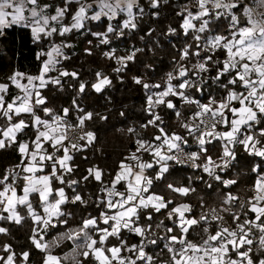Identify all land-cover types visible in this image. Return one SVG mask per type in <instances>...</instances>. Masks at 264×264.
Wrapping results in <instances>:
<instances>
[{"label":"snow or ice","instance_id":"obj_1","mask_svg":"<svg viewBox=\"0 0 264 264\" xmlns=\"http://www.w3.org/2000/svg\"><path fill=\"white\" fill-rule=\"evenodd\" d=\"M166 5L0 0V37L20 28L40 46L36 74L14 70L0 81V151L18 157L0 173V235L11 234L4 225L27 224L31 246L0 243V264H32L33 249L41 264H264V0L177 4L178 24L164 31L178 39L170 41L176 56L163 83L132 77L147 117L126 129L132 147L113 171L92 164L81 172L76 163L97 140L89 122L109 119L80 104L89 83L67 63L77 42L88 56L107 48L102 56L123 82L145 48L117 55L113 40L138 33L140 21L159 18ZM94 76L97 94L113 83ZM69 88L68 106H48L46 91ZM165 112L180 131L170 130ZM148 128L155 131L145 137ZM241 151L252 158L245 197L231 175Z\"/></svg>","mask_w":264,"mask_h":264},{"label":"trees","instance_id":"obj_2","mask_svg":"<svg viewBox=\"0 0 264 264\" xmlns=\"http://www.w3.org/2000/svg\"><path fill=\"white\" fill-rule=\"evenodd\" d=\"M185 0H170L171 6H164L160 12L159 18L146 15L140 21V31L131 37L122 39H114L111 47L117 50V55H125L127 49L133 45L145 48L144 52L138 54L135 63L129 64V69L121 73L123 82L117 79V75L113 72L116 65L102 56V51L107 48L93 47V55L84 54L83 49L88 47L83 39L77 42L75 49L76 55L72 61L67 62L69 70H76L80 73L81 80L89 83V88L83 99L80 100L81 106L86 110L95 111L103 115L109 116L107 121L96 118L89 122V129L96 133L97 140L93 147L87 152L77 156L76 163L79 164V170L84 171L92 164L98 165L105 172L113 171L117 167L118 162L127 154L132 147L131 140L126 132L129 127H137L143 123L147 117L142 111L145 103L144 90L132 82L133 76H140L147 83H163V77L166 72L172 68L173 58L176 51L172 47V42L177 41V37H168L164 35V31L171 24L176 27L179 18L174 15L176 5L183 3ZM140 3L148 7V0H140ZM148 29H153L152 36H146ZM100 30V29H94ZM144 35L142 41L140 36ZM179 39H183L180 37ZM159 41V43H156ZM95 43V42H94ZM40 51V46L34 44L31 40L30 33L27 30L13 28L8 31L4 37H0V81H5L14 70L36 74L39 62L36 60V54ZM151 67H148V66ZM101 72L112 78V85L107 87L102 93L97 94L92 91L90 85L95 80L94 74ZM48 97V106L55 108L57 111L63 106L70 104L73 98L72 89H66L64 92L56 90H48L45 92ZM125 113L124 116L120 112ZM169 125L170 130L180 131L177 121L170 112L162 113ZM155 130L148 128L142 130L145 137L151 136ZM87 156L85 161L81 157ZM252 160L242 151L238 153L236 167L231 170V175L238 180V185L234 186L241 197L250 195L248 188L252 184L253 177L250 174ZM18 161L17 154L9 149L0 151V173L14 165ZM203 185H201V188ZM196 201L193 200V203ZM10 228V235H0V243H11L18 251L30 248L27 237L30 227L16 225H4ZM135 238L130 243H135ZM153 251H156L153 249ZM42 254L36 250H32V264H41ZM161 260L166 261L167 256L162 255Z\"/></svg>","mask_w":264,"mask_h":264},{"label":"built area","instance_id":"obj_3","mask_svg":"<svg viewBox=\"0 0 264 264\" xmlns=\"http://www.w3.org/2000/svg\"><path fill=\"white\" fill-rule=\"evenodd\" d=\"M251 186V185H250ZM250 188V187H249ZM251 194V193H250Z\"/></svg>","mask_w":264,"mask_h":264}]
</instances>
